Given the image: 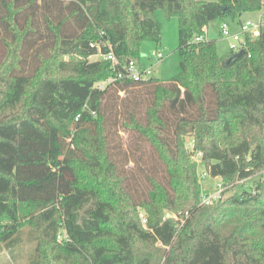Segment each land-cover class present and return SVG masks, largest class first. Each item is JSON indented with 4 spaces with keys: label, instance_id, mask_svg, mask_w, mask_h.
<instances>
[{
    "label": "trees",
    "instance_id": "16d2710c",
    "mask_svg": "<svg viewBox=\"0 0 264 264\" xmlns=\"http://www.w3.org/2000/svg\"><path fill=\"white\" fill-rule=\"evenodd\" d=\"M263 7L264 0H0L6 249L28 226L31 264L41 263L46 242L65 264H264V26L229 63L235 53L218 55L216 38L194 40L215 19L239 21ZM157 9L178 21L176 74L108 81L122 67L102 55L122 63L137 59L142 41L159 42ZM118 127L125 142L112 138ZM187 136L224 187L211 205L200 203ZM63 231L68 241L57 239Z\"/></svg>",
    "mask_w": 264,
    "mask_h": 264
},
{
    "label": "rangeland",
    "instance_id": "374dc122",
    "mask_svg": "<svg viewBox=\"0 0 264 264\" xmlns=\"http://www.w3.org/2000/svg\"><path fill=\"white\" fill-rule=\"evenodd\" d=\"M203 1H215V0H203ZM155 17L160 22L161 26V33H160V40L158 43H155L150 40H144L141 42L139 48V54L136 57L146 66L151 67L152 75L161 80H168L177 72V46H178V21L175 16L167 17L162 9H157L155 11ZM253 20L258 22L259 20L264 19V10H258L253 12H244L239 17L240 21L245 20ZM224 21L228 23L229 28L232 32H240V28L236 20L233 21L230 17H225L223 20L215 19L210 22V26L215 34H217L215 40V48L218 55L226 54L230 50V46L234 43V41L230 37H223L219 35V26L220 23ZM264 26V25H263ZM262 26V27H263ZM159 52L161 54L160 58H157L155 54ZM69 56H63L64 60H68ZM99 56H91L89 57L90 60L99 59ZM53 71L51 72L53 76L60 77L66 75L65 71L60 70L59 68H52ZM102 84V83H101ZM120 96H123V92H120ZM12 114V113H10ZM126 132L123 131L120 127L117 128V133H113V140L114 142H118L123 140L125 142L126 139ZM188 137H185V143H188ZM263 142H264V135H263ZM194 160L198 163L197 166V173L202 174L205 172V168L203 165L199 163V157L194 156ZM132 162L126 165L124 162V166L126 168H131ZM254 179L248 178L244 180V182H240L243 184L245 188L249 185H253L252 181ZM220 182V177L215 176L212 177L205 173L204 177L200 179L201 183V193H211L216 185ZM241 187L238 185L234 189H231L225 193V197H228L229 194L233 193L234 191H240ZM140 214H145L143 210H140ZM31 229L28 226H24L17 237V241L14 242V245L9 251L6 249V244L0 242V264H31L30 256L32 249L36 243L35 238L31 233ZM34 250V249H33ZM34 254V251H33ZM55 255V256H54ZM62 251L58 249L56 246H52L51 242H46L42 246L41 251V263L40 264H65L61 260L58 261V256L61 257ZM37 257V256H36ZM61 261V262H60Z\"/></svg>",
    "mask_w": 264,
    "mask_h": 264
},
{
    "label": "built area",
    "instance_id": "2783aa9c",
    "mask_svg": "<svg viewBox=\"0 0 264 264\" xmlns=\"http://www.w3.org/2000/svg\"><path fill=\"white\" fill-rule=\"evenodd\" d=\"M264 10V7L262 8ZM238 23V26L240 28V32H232L229 28L228 23L222 21L219 26V35L223 37H230L234 43L230 46V50L232 52H238L241 48L244 47L246 38L248 39H255L259 36V33L261 31L262 26L264 25V19L259 20L258 22H255L253 20H245V21H236ZM195 41H203L207 40V26L203 27V34L196 36ZM157 58L161 57V54L157 52L155 54ZM104 59H107L111 62L113 66L115 65H121L122 70L118 71L114 78H109L108 81L114 80V79H125L128 81H140L144 80L152 75L151 67L146 66L143 64L140 60L134 59V58H127L122 63L119 61V59L116 58V56L110 52L107 55H102ZM186 145V143H185ZM187 149L190 150L193 153L194 156H200V152L194 151V140L191 137H188V143L186 145ZM205 172H202V174H199V178L201 179L204 177ZM224 190V187L222 185V182L220 181L214 190L211 193L202 194L200 196V203L204 205H211L215 203L217 200H219L222 196V192ZM140 220L141 223L145 226L146 224V217L144 214H140ZM57 239L59 241H68L69 238L67 234L63 232L57 233Z\"/></svg>",
    "mask_w": 264,
    "mask_h": 264
},
{
    "label": "water",
    "instance_id": "95a60500",
    "mask_svg": "<svg viewBox=\"0 0 264 264\" xmlns=\"http://www.w3.org/2000/svg\"><path fill=\"white\" fill-rule=\"evenodd\" d=\"M216 37H217V34H215V33L213 32L212 27L209 25V26L207 27V40L215 39ZM236 55H237V54L235 53V54H232L230 57H228V59H227V63H229V62L232 60V58H233L234 56H236ZM166 216H167V217H170L171 215H170V213H167Z\"/></svg>",
    "mask_w": 264,
    "mask_h": 264
}]
</instances>
